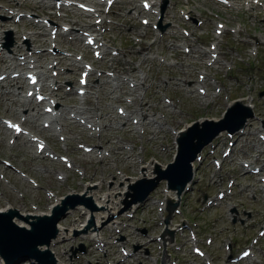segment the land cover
Returning a JSON list of instances; mask_svg holds the SVG:
<instances>
[{"label": "rangeland", "instance_id": "obj_1", "mask_svg": "<svg viewBox=\"0 0 264 264\" xmlns=\"http://www.w3.org/2000/svg\"><path fill=\"white\" fill-rule=\"evenodd\" d=\"M127 1L131 0H116L118 4ZM172 1L175 3V6L172 8L173 11L171 10L167 13L166 19L162 18V26L169 24L168 22L170 21L176 20L178 21V26L182 27L183 25L181 24L184 22L178 17L179 9L186 11L190 18L205 21L204 24L199 27L200 31L192 30L191 25L189 27L188 23H184L187 25L185 28L192 31V36L197 37V42L194 46L195 50H197V54H189L186 56L181 53L178 44L187 43L188 41L179 34L176 28L171 30L167 28L162 34L152 33V36H148L150 30L140 27L137 19H134L130 23H126L124 19L121 18L123 24L120 25V23H118V27H116L113 32L114 41L118 43L121 54L110 62H104L102 65L108 70L111 63L114 62L119 64L121 61L125 66L122 70L116 72L118 80L114 82L115 86L104 84L100 90H96L95 93L89 94V106L84 107L86 116L92 114V108L94 107L99 109L101 113H107L108 116L113 117L105 121V129H107L108 132L106 133L107 137L103 140L101 137V133H104L103 127H100L101 133L98 134V137H92L90 139H87V137L84 138L85 131L76 123H71L67 120L66 114L68 111H71L72 108L67 107L65 109L63 115L64 119L62 121V134L65 136V145L67 146L65 154L69 157L71 167H76L79 169V172H81V175L77 176L72 170L65 169L61 163L41 160L40 158L32 160L31 152L33 150L31 146L21 141H18L11 150H8L5 147V137L0 133V159H9L15 167L24 171L34 179L40 187V189L33 191L28 185L17 180L14 174L10 173L12 178L9 180V186L15 189L18 195L11 192L0 182V193L3 196V199L0 198V208L5 206L4 200H6L11 207L23 214L32 215L30 213L34 211L31 209V205L36 206L37 212H45L50 201L44 198V190H50L56 197H61L69 193L82 192V186L96 183L99 185L100 189L96 195L98 197V194L105 193L108 188L111 189L113 184L118 185L119 181H122L123 178H140L138 174L139 168L141 166H146L151 161L159 163L161 167L171 162L174 153V145H172L174 136L166 133V128L172 131H178L182 129L185 124L193 120L200 118L217 119L226 106L232 101L252 98L253 109L251 110H253L255 118L249 121L247 126L243 129L246 134L243 136L235 135L233 139H228L222 135L214 141L216 147L213 156L216 158H219V154L223 146L226 145L227 140L233 142L230 154L223 160L218 170H215L210 162L208 163L209 157L212 155H210L208 151L202 153L205 158L204 161L206 162L200 165L195 163V182L190 186L189 191L180 196L178 208L179 215L172 214L170 223L171 225L173 223V225L177 226H179L180 222L184 221H188L191 226L195 224L198 244L206 251V257L210 259L212 264H221L223 255L225 254L222 249L223 243L228 242L229 245H231V250L238 249L239 251L245 244V239L255 233L256 226H264V205L263 201L260 202V198L263 197L260 190L263 189L257 188V181L254 177L247 175L239 176L238 174L241 171L243 173V169L236 162L237 160H244L253 162L255 165L264 161V148H261L256 138V132L259 131V122L264 121V95L259 96L260 92L264 91V12L263 10H259L261 13L259 22L246 18L245 14L248 11V7L251 5L242 7L241 3L243 0L240 2V12H236V14H234V12H229L231 18L226 16L225 10L220 5L216 4L215 1ZM132 3H134V5L137 4L134 0H132ZM184 4H187V6H184ZM0 5L6 6L7 4L0 2ZM22 5L25 7L23 9L27 11H33V9L37 10L39 7V3H36L35 0H27ZM131 7H133V5L130 7L125 6L120 11L115 7L113 13L117 12L124 17L126 13L132 11ZM233 9L236 10V7L233 6ZM215 14L221 15V19H229V22H225L229 23L228 27L231 28H235V23H244L248 28L247 33L249 36L247 40L250 43L249 49L247 50L238 32L231 36L228 34L227 30L224 31L220 42V47L224 54V57L219 58L221 65L215 64L213 67L207 69L203 66L206 57L201 56V52L206 49L207 41L209 40L208 35H211L215 21H219L214 19V16H216ZM0 16L7 17V14L2 8H0ZM27 23L29 24V22L22 20L20 24L25 25ZM7 26V23H4L2 28L6 29ZM22 28L20 27L17 32H23ZM164 34L175 35V37L164 40L162 39ZM135 36L140 37V43H135ZM141 42L151 45L148 51L140 52L143 47ZM130 44L131 47H128ZM176 50L178 54L175 53ZM125 51L131 52L135 58L131 57V55L127 56ZM254 51L256 52L255 56L251 54L254 53ZM15 53H19V51H15ZM140 55L146 56L149 60L142 64ZM202 55H204V53H202ZM154 56L155 58L152 59ZM158 57L163 58L161 63L157 61L159 59ZM174 58L176 60H174ZM168 61L172 63L169 67L166 66V62ZM1 70L2 68L0 67V71ZM198 70H204L206 75L205 84L207 92L205 102H202V97L196 95L194 92V87L196 85L195 75ZM121 76H125L129 79L140 76L147 77L144 86L141 88L138 87L141 95L140 98L134 100L128 107L130 110H133L139 104L141 97H144V101L150 106L149 118L156 117L163 119L164 128L163 133L160 135L163 138L162 142H158L161 138H158L157 134L154 140L147 141L149 139H147L145 135L148 132L145 128L143 129L144 134L141 136L139 134L133 135L126 132L125 135L129 136V139H125L121 136L120 131H117V129L123 125V122L122 119L115 114V107L117 105H124L122 101L123 96L134 99V92L132 96H130L128 92H125L134 91V89L130 90L127 84L121 81ZM212 79L215 80V83L210 85ZM213 87L219 88L216 96L213 95ZM1 95L2 90L0 88V97ZM211 95H213V98L208 99ZM162 96H166L173 106L165 105L161 100ZM249 104L251 103L249 102ZM161 106H164V109H161ZM16 108L15 100L10 96H5L0 100V117L12 118ZM169 112H171V114ZM247 115L242 116V118ZM133 117L138 118L139 116L136 114L128 116V118ZM242 118L232 126L230 130H233ZM143 122L142 120L139 121L141 125ZM106 125H112L113 129L110 130L106 128ZM156 125L158 126V124ZM125 127L128 131H131L133 128L131 121L127 120V125ZM156 138H158V140H156ZM103 141L108 142V144L104 145ZM117 142L119 143L117 144ZM76 143L93 144L94 147L100 145L102 148L98 149L97 147L99 151L93 149L90 153L83 154L81 151L75 149ZM139 145L142 147L140 148ZM50 146L56 151L60 149L58 144L55 143L50 144ZM95 156L98 157L96 158ZM232 169L233 171H231ZM233 172L237 174V181L241 185L251 186L258 192L259 196L255 195L250 199L247 198L248 196L242 199H233V197L225 198L221 200L216 207H209L205 211H202V194L213 196L218 189L225 188V179ZM56 174H60L62 177L59 182L60 184L56 181ZM120 177L123 178L120 179ZM162 188H164V184L159 182L156 189L149 194L150 200L148 198L143 205L137 207L130 220L125 221L122 219V216L113 219L116 222L117 220L119 221L114 227H116L119 230V234L125 238L126 242L122 245H126L127 249H129V246L132 244L147 242L146 237L142 238L139 233L135 231L136 228L146 229L147 237L151 239L161 232L162 225L158 226V224L162 222L161 218L165 217L166 212L163 211L159 218L156 205H151L150 202L163 201L165 194L161 193ZM238 191L237 186L233 187V193L237 197ZM172 198L174 202V196ZM71 203L76 204V200H72ZM87 204L88 206L90 205L89 203ZM230 205H236V207H234L235 214L228 211L227 208ZM246 213H249L248 217ZM232 217L241 219L242 224H238L237 221L234 224H230L229 219ZM62 220H60L59 223L63 228H67L71 220L76 224H82L85 221V217L82 215L81 218L78 219L77 214H74L72 218L66 219L65 221ZM125 222H127V225L124 226ZM101 225L103 227H99L101 231L99 234L100 236L106 237L113 232V227H107L104 224ZM171 225L170 228H172ZM78 233H70V238L67 240L63 239L64 241H58L51 248L55 257L59 259L62 264H103L101 258L99 262L96 256H91V253H93L90 247L92 241H87L89 238L85 240L81 239L80 237H82V235ZM179 236L180 233L176 235V244L174 246H179L181 249L180 251H174L173 247L167 246L168 249H171L174 253L177 264H202V260L197 259L190 253L189 242L186 237L182 235L181 237ZM205 237H210L212 240L208 247L204 246L202 243ZM80 243L89 247V251H86L83 255L76 254V258L73 259L68 249H75ZM157 245L158 244L155 242H151L149 245L147 243L140 245V248L147 247L152 250L149 252L152 258L148 259L146 262H140V264H152L154 259H156L157 262L159 261L158 258L161 257L162 250L159 249L158 251ZM108 246L109 255L105 257V260H109L113 264H119L117 261L120 255L116 251V247ZM67 255L69 256L68 259ZM136 260H138V257H133L122 264H138L135 262ZM237 264H264V238L261 239L255 247L254 261L244 260Z\"/></svg>", "mask_w": 264, "mask_h": 264}, {"label": "water", "instance_id": "obj_2", "mask_svg": "<svg viewBox=\"0 0 264 264\" xmlns=\"http://www.w3.org/2000/svg\"><path fill=\"white\" fill-rule=\"evenodd\" d=\"M234 105L240 106L245 110H247L249 113V114L247 113L248 114L247 116L251 117V113L248 109L241 106L239 103H235ZM226 112L224 113L223 118L217 123L204 122L201 125L200 129H198L197 126L194 125L190 129H188L186 133L182 134L176 141L177 154L174 163L167 165L164 171L157 170L156 173L159 176L156 177L154 180L140 181L136 183L134 186H130L129 189L132 191V193L126 194V196L130 198V200L123 202L124 207L127 206V208H129L130 205H134L136 203H142L145 200L148 193L151 190H153V188L157 185L158 181L162 179L166 180L168 183V187L170 189L175 190L176 194L179 195L182 192L184 185L191 179V169L189 164L195 159L200 149L205 144L209 143L211 139H213L219 132H221V131H217L215 129V126L223 121ZM247 116H245L246 118L245 117L242 118L241 120L242 122L240 121L241 123L239 122L233 128V130H230V132L228 131L226 132L233 133L238 129H240L243 126L245 120L248 118ZM237 122L232 124V126H234ZM146 182L150 183L149 184L150 186L145 187L144 185ZM85 203L87 204L89 202L86 201ZM89 206L91 208V205ZM62 212L63 209H61L60 212H54L52 217L50 218L37 220L35 223L31 224L30 226L31 231L27 232V235L33 236L36 243L32 245L30 251H28L30 248L27 249L26 254L28 256H30L29 254L32 253L31 256L35 258L37 261H40L37 256L39 253L35 250V246L39 244L47 245L49 243L50 238L54 237L55 235L54 226L58 220L59 215H62ZM21 231L23 232L24 230ZM22 249H25V247H23ZM48 264H52L51 260H49Z\"/></svg>", "mask_w": 264, "mask_h": 264}, {"label": "bare ground", "instance_id": "obj_3", "mask_svg": "<svg viewBox=\"0 0 264 264\" xmlns=\"http://www.w3.org/2000/svg\"><path fill=\"white\" fill-rule=\"evenodd\" d=\"M251 103V102H250ZM248 111L245 110L244 108L237 106V105H233L231 108H229L225 114V117L223 119L222 122H220L218 125L215 126V129L217 131H228L230 132V127L232 126V124H234L235 122H237L238 120H240L242 118V116L247 115ZM249 114V113H248ZM248 117V116H247ZM246 118V117H245ZM250 118V117H248ZM242 122V121H241ZM240 122V123H241ZM152 123L158 124L160 126L159 123L155 122L154 120H152ZM126 134V133H125ZM129 137V136H128ZM156 137V135L154 136ZM157 139V138H156ZM225 140V139H224ZM109 141V140H108ZM121 148V147H120ZM104 149V148H103ZM130 149V148H129ZM115 155V154H114ZM100 157V156H99ZM102 157V156H101ZM103 158V157H102ZM151 169L155 170V165H153L152 163L149 164L147 167H144L140 170L139 172V177L138 179H146L150 177V171ZM135 178H131L130 180H124L125 182L127 181L128 183L132 182V180H134ZM126 182V183H127ZM150 183L146 182L145 183V187L150 186ZM123 188H125V184L123 185ZM84 194L83 196H88L89 200H91L93 203L94 201L96 202V204L94 203L95 206V211L91 214H88V222L89 223L87 226H95L99 220H103V219H108V217L110 215L113 214L112 211H109L111 208H116L117 207V200L115 197H121L122 194H115V196L113 197V193H105L103 195H101V197H97L96 193H97V188L94 187V185H88L84 188L83 190ZM116 200V201H115ZM72 200H68L67 202H65V204H72L71 203ZM57 206V207H61V203L60 200H57L56 204H53L52 207ZM87 207L88 204H86ZM125 209H127V206L125 207ZM13 211V209H7ZM17 213V211H16ZM48 213V212H47ZM47 213H45L44 215H47ZM86 213H88V211H86ZM17 215H19L17 213ZM22 214L19 215L20 218L22 219H28L30 220L31 216L34 215H30V216H21ZM32 218V217H31ZM21 226V225H20ZM24 226H21V228H23ZM26 227V226H25ZM91 227H83L82 229H78L76 231H78L79 233H84L85 230H89ZM66 233H69V230H64L59 226H57V236H62L63 234L66 235ZM67 236V235H66ZM37 249L39 250H45L46 247L45 246H39L37 247ZM57 263L59 264V262L57 261ZM42 264H48L46 262H42Z\"/></svg>", "mask_w": 264, "mask_h": 264}]
</instances>
